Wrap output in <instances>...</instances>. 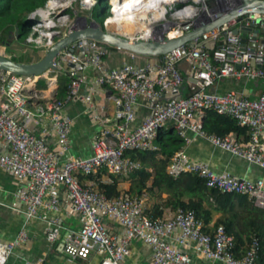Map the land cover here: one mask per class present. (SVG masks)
<instances>
[{
  "label": "built area",
  "instance_id": "built-area-1",
  "mask_svg": "<svg viewBox=\"0 0 264 264\" xmlns=\"http://www.w3.org/2000/svg\"><path fill=\"white\" fill-rule=\"evenodd\" d=\"M218 1L168 0L159 3L157 10L151 8L150 16H147V26H153L157 32L145 39L140 34L129 38L143 41L156 37L179 38L211 18V12L218 8ZM49 2L45 8L32 13L27 26L26 43L43 51L53 45L57 33L53 28L50 29L51 37L42 36L47 30L41 26L38 13L47 10L49 17L59 9L74 13L72 2L60 0L62 7L57 9H50ZM97 4V0L95 3L79 0L80 9L85 11ZM107 5L108 0L104 5L108 10ZM161 12L159 18L157 13ZM69 13L53 20L56 27L61 23L60 19L67 20ZM156 16L157 20L152 21ZM258 19L260 24L256 23ZM103 23L105 25V19ZM238 27L251 31L245 36L233 35L230 26H223L203 34L189 46L179 47L159 61H147L141 67L124 65L108 70L105 53L95 51V44L82 40L73 51L60 52L54 62L55 70H49L42 77H20L0 71V146H5V151L0 152V170L16 180L14 209L22 206L27 221L41 220L45 225V239L49 243L58 242L63 229L58 218L59 191L64 189L69 213L76 216L80 224L78 230L66 232L61 240V251L70 260L86 261L95 253L101 258L100 264H121L130 254L129 243L137 240L150 250V264H191L187 250L196 258L209 262L257 264V239L237 256L234 239L226 233L225 227L218 225L213 231H205L203 222L192 210L177 208L167 220L151 218L138 196L109 199L103 192L84 186L79 180L80 176L90 177L99 172L128 177L140 170L141 163L125 153L157 150L154 140L169 126L181 139L189 131L215 148L264 171V16L254 14L248 20L243 19ZM206 41L215 43L212 50L203 46ZM182 61L185 75L189 78L197 76V89L174 100L184 82V75L177 68V63ZM91 73L96 75L89 81ZM59 75H65L69 80L65 96L61 99L50 97L42 105H36V112L32 111L31 101L40 98L39 81H46L47 89L52 85L54 91ZM222 78L261 81L263 86L255 98L235 91L206 92ZM186 83L191 87L190 82ZM97 87L104 88V94L97 91ZM83 88L85 93H82ZM93 97L95 100L106 98L120 110L111 117L106 116L102 107L91 102ZM76 101L89 105L88 116L100 127L92 143V154L86 158L69 155L73 120L64 113V108ZM139 107L150 113L131 129ZM207 111L234 120L246 130V140L238 141L234 133L207 134L202 128ZM44 115H47L48 129L38 136L30 133L28 123L34 117ZM49 136L55 138L53 147L48 144ZM184 174L198 176L208 188L247 196L255 207L264 210L263 179L249 182L227 172L215 173L207 164L190 159L184 150H180L171 158L166 175L177 179ZM104 220L120 225L124 236L112 233ZM28 239L23 229L14 240L0 241L4 264L16 248L27 244Z\"/></svg>",
  "mask_w": 264,
  "mask_h": 264
},
{
  "label": "crops",
  "instance_id": "crops-1",
  "mask_svg": "<svg viewBox=\"0 0 264 264\" xmlns=\"http://www.w3.org/2000/svg\"><path fill=\"white\" fill-rule=\"evenodd\" d=\"M10 57V56H8ZM12 58V57H11ZM22 61H28L22 59ZM105 65L111 67H120L121 61L115 58L108 59V56L104 57ZM71 67V66H70ZM107 67V66H106ZM184 69V68H183ZM96 74L89 75V81L95 78ZM183 75H185V70ZM44 79V78H43ZM43 85L38 83V92L40 98L38 101H31L30 109L36 112V105H42L44 100L50 97L56 98V86L50 90L47 89L46 81H42ZM42 86V87H41ZM263 86L261 81L248 82L244 80H233L231 78H222L218 80L212 87L206 89V92L215 94H224L229 91H235L243 93L250 98H255ZM86 89L83 88L82 93H85ZM194 91L191 87L184 88V96ZM182 92V91H181ZM98 105L102 107L103 114L111 117L118 109L112 102L106 98L96 100ZM89 105L82 101H76L69 103L64 108V113L73 120V130L70 138V152L71 157H89L92 154V143L96 138L100 127L95 124L88 116L87 110ZM148 114V110L144 107H139L136 111L135 120L130 125L133 129L136 127L143 118ZM49 122L47 115L42 118L34 117L27 125V129L34 135H40L43 130L48 129ZM172 129V127L169 126ZM175 132V131H174ZM176 134V133H175ZM238 141H245V136H238L235 134ZM182 140V149L186 152L190 159L194 161L203 162L215 173L227 172L231 176L254 182L258 179L264 180V171L257 166L248 164L244 160L232 156L222 150L215 148L207 140L200 138L199 136L186 131ZM48 144L53 147L55 144V138L53 136L48 137ZM5 151V146L1 144L0 152ZM150 172L152 171L149 169ZM108 173L99 172L90 177H79V180L84 186H92L97 190H100V185L108 184L110 182ZM123 177V183L118 185V191L123 193L125 197L137 196L136 191L131 190V183L128 179ZM16 188V180L7 172L0 170V241L10 242L16 238L18 233L25 229L28 234V242L25 245H21L14 251L13 255L9 258L6 264H24L25 262H31L33 264H100L101 258L99 255L92 253L86 261L70 260L61 251V240L68 231H76L79 229L80 224L76 216L69 213L68 199L64 189L59 191L60 211L58 218L63 229L60 234L61 240L55 243H49L44 236V223L39 219H31L27 221L23 214V207L14 209L15 203L13 192ZM144 201L146 207V213L149 217L161 220L170 219L174 212L175 207L169 200V196L166 190L158 188H150V184L142 190V194L139 196ZM218 214L212 215V220L208 223L205 231H213L217 225ZM104 224L118 237L124 236V229L117 224H114L108 220H104ZM130 254L121 264H150L151 252L147 246L142 242L133 240L129 243ZM192 258L191 264H221L218 262H209L199 258H196L190 250H187Z\"/></svg>",
  "mask_w": 264,
  "mask_h": 264
},
{
  "label": "trees",
  "instance_id": "trees-1",
  "mask_svg": "<svg viewBox=\"0 0 264 264\" xmlns=\"http://www.w3.org/2000/svg\"><path fill=\"white\" fill-rule=\"evenodd\" d=\"M47 1L0 0V45L10 46L16 36L18 39L23 38L32 13L44 8ZM42 83L39 81V85H43ZM68 83L67 76L57 77V99L65 96ZM202 128L207 134L215 136L228 133L238 136L246 134V130L240 128L234 120L214 111H207ZM154 144L157 146L155 151L125 153L142 165L140 170L125 178L131 183V190L136 191L138 197L148 183L150 188L166 190L175 209L184 208L194 211L205 228L212 220V215L218 214L216 225H223L226 233L233 237L236 255L244 253L253 240L257 239L259 242L257 264H264V210L255 207L247 196L208 188L205 181L196 175L184 174L177 179L167 176L166 169L171 158L182 149V140L173 129L167 128L159 132ZM149 169L152 171L150 172ZM107 176L110 182L100 185L99 191L109 199L123 196L117 188L123 183V177L110 174Z\"/></svg>",
  "mask_w": 264,
  "mask_h": 264
},
{
  "label": "water",
  "instance_id": "water-1",
  "mask_svg": "<svg viewBox=\"0 0 264 264\" xmlns=\"http://www.w3.org/2000/svg\"><path fill=\"white\" fill-rule=\"evenodd\" d=\"M107 0H102L104 5ZM218 8L214 9L211 13V18L205 19L200 25L195 26L190 32L185 35L175 38L166 39L163 37H156L149 41L134 40L128 36H121L110 33L106 30L103 21L98 24L91 19V13L80 9L79 4L75 6L78 12V20L83 21L79 28L69 29L65 35L58 39L46 51L37 52L38 60L34 62H24L15 57H6L0 54V71L8 72L20 77H42L49 70H55L54 62L60 52L64 50L73 51V47L79 41L85 40L89 44H95V51L104 52L108 59L115 58L121 61V66H143L147 61H159L163 56L168 55L171 51L182 47L189 46L194 40L200 38L203 34L219 30L223 26L231 27V34L245 36L251 31L250 28L238 27L243 19H249L252 15L256 14L264 16V0H220L218 1ZM100 5V2H99ZM104 8H106L104 6ZM257 24L261 20L256 21ZM56 35V34H55ZM55 38V37H54ZM215 43L213 41H206L203 46L212 50ZM108 70L117 67L106 65ZM183 61L177 63V68L184 73ZM187 82L191 83V88L196 90L197 76L192 78L184 75V82L181 86L180 94L173 99L178 100L184 95L183 89L188 88ZM120 110V108H118ZM150 110L148 111V114ZM147 114V115H148Z\"/></svg>",
  "mask_w": 264,
  "mask_h": 264
},
{
  "label": "bare ground",
  "instance_id": "bare-ground-1",
  "mask_svg": "<svg viewBox=\"0 0 264 264\" xmlns=\"http://www.w3.org/2000/svg\"><path fill=\"white\" fill-rule=\"evenodd\" d=\"M110 1L112 4L110 5ZM168 0H108L109 5L108 10L112 14L113 17L108 18L105 20V26L109 30H115L117 32H121L122 34L128 35H141L143 39L149 37L150 35H154L156 33V29L153 26H147L148 22V15L151 11L157 10V5L159 3H163ZM65 2V1H64ZM127 4V7L125 5ZM62 7L60 4V0H52L49 3L50 9H57ZM116 8V11H113V8ZM137 9L139 12H136ZM47 10H42L38 14L41 18V26L45 28L47 31L45 32L44 38L51 37V30L53 27L56 26V23L52 19L49 18V12ZM162 13H157L158 17H162ZM150 16V15H149ZM66 19H60L61 23L65 22ZM157 16L153 18L152 21H156ZM43 21H47V24ZM51 24V27H46V25ZM79 26L81 27L83 21L78 22ZM54 30V29H53ZM50 31V32H49ZM50 34V35H49ZM129 37V36H128ZM52 89V85L49 88Z\"/></svg>",
  "mask_w": 264,
  "mask_h": 264
},
{
  "label": "rangeland",
  "instance_id": "rangeland-1",
  "mask_svg": "<svg viewBox=\"0 0 264 264\" xmlns=\"http://www.w3.org/2000/svg\"><path fill=\"white\" fill-rule=\"evenodd\" d=\"M64 3L66 2H72V10H74V13H69V11H65L62 12L61 9L53 11L51 17H49L52 20H56L58 19V17L64 16L66 13H69L67 15V20L64 23H59L58 26L54 28V32L57 33V35L55 36V38L53 37V42H56L58 39L62 38L65 33L71 29V28H79V24L78 22H80L81 20H78V12L80 13V10L77 11L75 9V6L79 4V0H62ZM100 2V5L97 4L95 7H93L89 12L91 13V19H93L94 21H96L98 24H101V22L105 19L111 18L113 17L112 14L110 13L109 10L104 9V2H102V0H98ZM50 2H52V0H50ZM49 2V3H50ZM112 4V1H110V5ZM45 8V7H44ZM43 9V8H42ZM45 11V10H44ZM64 14V15H63ZM47 24V21H43ZM82 22V21H81ZM56 23V22H54ZM106 30L110 33H114L117 35H121V36H126L125 34H122L121 32H117L115 30H109L106 27ZM45 32L42 34V36L44 37ZM134 35V34H133ZM128 35L129 37L133 36ZM28 36V31L25 29V32L23 33V38L18 39V37L16 36L15 41L10 44V46H1L0 45V54L8 57H15L17 56L19 59H26L28 60V62H34L37 61L39 58L37 56V54L39 52H42V49H36L34 48L32 45H29L26 43V38ZM38 52V53H37ZM42 81V80H41ZM97 91H100L104 94V88L102 87H97L96 89ZM94 106H98L97 101H95V98H92L91 101Z\"/></svg>",
  "mask_w": 264,
  "mask_h": 264
},
{
  "label": "clouds",
  "instance_id": "clouds-1",
  "mask_svg": "<svg viewBox=\"0 0 264 264\" xmlns=\"http://www.w3.org/2000/svg\"><path fill=\"white\" fill-rule=\"evenodd\" d=\"M91 3H95V0H90ZM107 2V1H106ZM98 4H99V1H98ZM125 7H127V4L125 5ZM104 8V7H103ZM113 11H116V8L114 7L113 8ZM192 13H190L189 15L191 16ZM30 22V21H29ZM29 25V24H28ZM27 25V26H28ZM52 25L51 24H48L46 25V27H51ZM50 35V34H49ZM0 264H4V257L3 256H0Z\"/></svg>",
  "mask_w": 264,
  "mask_h": 264
}]
</instances>
